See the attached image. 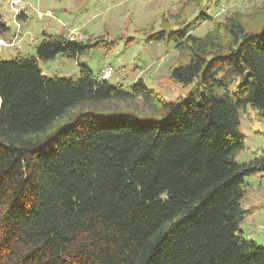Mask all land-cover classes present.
I'll list each match as a JSON object with an SVG mask.
<instances>
[{
  "label": "trees",
  "instance_id": "1",
  "mask_svg": "<svg viewBox=\"0 0 264 264\" xmlns=\"http://www.w3.org/2000/svg\"><path fill=\"white\" fill-rule=\"evenodd\" d=\"M185 2H202L196 17L146 40L188 49L170 73L183 88L197 80L186 100L86 66L76 79L43 74L38 60L99 46L64 33L0 57V264H264V245L239 228L245 177L264 155L234 159L240 112L264 118V13L254 29L235 12L198 37L206 0Z\"/></svg>",
  "mask_w": 264,
  "mask_h": 264
},
{
  "label": "rangeland",
  "instance_id": "2",
  "mask_svg": "<svg viewBox=\"0 0 264 264\" xmlns=\"http://www.w3.org/2000/svg\"><path fill=\"white\" fill-rule=\"evenodd\" d=\"M29 5L27 16L21 20L18 38L13 46L0 49V57L11 59L15 54L35 55V47L41 40L42 31L67 36L73 29L75 40L99 42L88 52L77 58L56 56L50 60H38L43 74L49 77L76 79L80 77V66L88 67L93 75L101 69L111 67L108 80L130 90L138 78L166 101L186 100L191 92L202 93L195 80L183 88L170 79L171 70L189 61L188 49H177L173 43L147 41V34L159 30L181 29L199 13L197 4L186 0H26ZM204 12L212 17L189 33L204 36L218 21L236 12L247 27L254 29L261 21L260 13L264 0H206ZM198 6V7H197ZM50 11L52 15H47ZM38 12L42 15L38 16ZM0 17L8 27L3 39L10 40L15 32L12 12L7 2L0 0ZM248 21L251 24H248ZM65 25V26H63ZM66 27V29H63ZM99 73V75H100ZM237 80L227 87L229 92ZM213 93L222 95L223 89ZM239 131L244 144L234 156L238 163L249 162L264 155V118L258 110L247 106L240 112ZM241 206L247 214L239 223L240 234L264 245V171L246 176Z\"/></svg>",
  "mask_w": 264,
  "mask_h": 264
},
{
  "label": "built area",
  "instance_id": "3",
  "mask_svg": "<svg viewBox=\"0 0 264 264\" xmlns=\"http://www.w3.org/2000/svg\"><path fill=\"white\" fill-rule=\"evenodd\" d=\"M7 2V6L12 12V20L15 24V32L10 38V40H5L3 38H0V49L7 47V46H13L16 42V39L18 38L19 31H20V23H19V17L24 13V11L27 8V1L26 0H5ZM42 13L38 12V16H41ZM47 15H51L50 11H47ZM65 26V25H64ZM77 34V32L73 29H70L68 31L67 37L69 39H73V37H70L72 35ZM111 67L105 68L101 70V73L99 75L100 78L107 79L111 75Z\"/></svg>",
  "mask_w": 264,
  "mask_h": 264
},
{
  "label": "crops",
  "instance_id": "4",
  "mask_svg": "<svg viewBox=\"0 0 264 264\" xmlns=\"http://www.w3.org/2000/svg\"><path fill=\"white\" fill-rule=\"evenodd\" d=\"M5 1V0H4ZM5 3H6V1H5ZM28 7H29V5L27 4V8H26V10L24 11V13L22 14L23 16H24V18L27 16L26 14V12H27V10H28ZM52 15V14H51ZM64 26V25H63ZM63 29H66V27H63ZM62 33H65L64 31L62 32ZM61 34V33H60ZM105 69V68H104ZM102 70V69H101ZM100 73V72H99ZM99 73L97 74V75H95V76H99ZM111 76V75H110ZM109 76V77H110ZM108 77V78H109Z\"/></svg>",
  "mask_w": 264,
  "mask_h": 264
}]
</instances>
